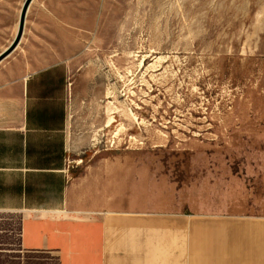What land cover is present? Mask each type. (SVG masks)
<instances>
[{"label":"rangeland","instance_id":"1","mask_svg":"<svg viewBox=\"0 0 264 264\" xmlns=\"http://www.w3.org/2000/svg\"><path fill=\"white\" fill-rule=\"evenodd\" d=\"M24 1L0 0V53ZM18 53L19 75L68 66L72 158L146 160L152 207L164 193L184 220V264H264V171L249 159L262 142L238 132L264 125V0H33L0 72ZM239 144L245 155L228 152ZM21 223L0 217L14 230L0 233V264H59L15 251Z\"/></svg>","mask_w":264,"mask_h":264},{"label":"crops","instance_id":"2","mask_svg":"<svg viewBox=\"0 0 264 264\" xmlns=\"http://www.w3.org/2000/svg\"><path fill=\"white\" fill-rule=\"evenodd\" d=\"M70 91L63 62L19 75L18 53L0 72V217L22 215V250L15 251L56 254L59 264H184V220L164 193L152 207L146 160L114 151L71 157ZM238 132L262 142L249 159L264 171V125ZM246 146L228 152L245 155ZM209 259L203 263L220 264Z\"/></svg>","mask_w":264,"mask_h":264},{"label":"water","instance_id":"3","mask_svg":"<svg viewBox=\"0 0 264 264\" xmlns=\"http://www.w3.org/2000/svg\"><path fill=\"white\" fill-rule=\"evenodd\" d=\"M33 0H25L22 6L21 14H20V20L18 25V31L11 42V44L0 53V62L7 57L10 53H12L18 46V44L21 42V39L23 37L24 29H25V23H26V16L27 12L29 10V7L31 5Z\"/></svg>","mask_w":264,"mask_h":264},{"label":"bare ground","instance_id":"4","mask_svg":"<svg viewBox=\"0 0 264 264\" xmlns=\"http://www.w3.org/2000/svg\"><path fill=\"white\" fill-rule=\"evenodd\" d=\"M114 122L112 120H110L107 124H108V127L111 126Z\"/></svg>","mask_w":264,"mask_h":264}]
</instances>
